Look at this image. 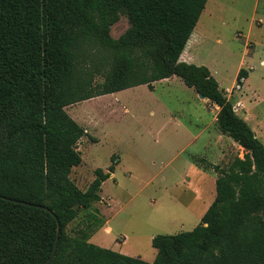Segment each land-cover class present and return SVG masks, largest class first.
<instances>
[{
    "label": "trees",
    "instance_id": "16d2710c",
    "mask_svg": "<svg viewBox=\"0 0 264 264\" xmlns=\"http://www.w3.org/2000/svg\"><path fill=\"white\" fill-rule=\"evenodd\" d=\"M207 3L0 0V197L52 211L0 198V264H46L57 238L49 264H264V144L207 67L180 61ZM122 16L129 28L114 39ZM94 57L103 71L85 66ZM95 74L103 82L94 87ZM172 77L219 108L220 133L244 157L213 167V203L192 231L155 236L153 263L96 246L83 230L69 235L79 209L102 201L110 174L95 170L85 192L71 179L87 133L66 108ZM246 78L241 69L237 82Z\"/></svg>",
    "mask_w": 264,
    "mask_h": 264
},
{
    "label": "rangeland",
    "instance_id": "374dc122",
    "mask_svg": "<svg viewBox=\"0 0 264 264\" xmlns=\"http://www.w3.org/2000/svg\"><path fill=\"white\" fill-rule=\"evenodd\" d=\"M128 28L122 16L111 36L118 39ZM192 40L193 64L207 67L232 103H244L236 114L248 117L251 128L264 119V0H208ZM101 59L85 66L103 71ZM241 69L247 78L239 84ZM102 82L95 74L94 87ZM196 95L178 79L66 108L87 133L78 145L83 162L71 179L85 192L95 170L110 174L102 201L79 209L69 235L83 230L96 246L153 263L155 236L189 232L200 223L216 196L213 167L228 169L245 152L223 137L216 112Z\"/></svg>",
    "mask_w": 264,
    "mask_h": 264
},
{
    "label": "crops",
    "instance_id": "0c3cea01",
    "mask_svg": "<svg viewBox=\"0 0 264 264\" xmlns=\"http://www.w3.org/2000/svg\"><path fill=\"white\" fill-rule=\"evenodd\" d=\"M195 35V30H194V33H193V36ZM201 36V33L198 31V34H197V37L195 38V39H199V37ZM194 39V40H195ZM192 41V43H189L188 45H187V47L185 48V50H184V52L182 53V55H181V57H180V61L181 62H185V63H188V64H193L194 63V56H193V52H192V50H193V46H194V42L195 41ZM197 42V41H196ZM193 44V45H192ZM197 44V43H196ZM192 45V47H190V46ZM262 63H264V61L263 62H261V64ZM194 65H196V64H194ZM199 64H197V66H198ZM264 65V64H263ZM211 72V71H210ZM211 74H212V72H211ZM213 76V75H212ZM214 77V76H213ZM215 78V77H214ZM179 78H177V77H172V78H169V79H165V80H162V81H159V82H156V83H154L153 84V88H155V86H156V84H158V83H167V84H170V83H172V82H175V80H178ZM181 80V79H180ZM182 81V80H181ZM184 84V83H183ZM185 85V84H184ZM196 92V91H195ZM197 94V93H196ZM197 96V98L199 99V100H202V101H204V102H207L209 105H211L209 108H211L212 109V111H214V112H216V114H215V119H214V121L216 122L217 121V114H218V112H219V108L217 107V106H215V105H213L211 102H209L207 99H204V98H200V96L198 97V94L196 95ZM237 103H241V104H243L244 105V103L243 102H237ZM236 103V104H237ZM233 104V106H235L236 104H234V103H232ZM243 109H245V105H244V108ZM249 125H250V123H249V121H248V117H244L243 118ZM252 129H253V131L255 132V134H256V136H257V138L264 144V119H262V118H257V120H256V123L254 124V127H252ZM223 137H224V135H223ZM236 144V143H235ZM242 149V148H241ZM105 183V182H104ZM105 232L107 233V234H109L110 232H111V228L110 227H107L106 229H105Z\"/></svg>",
    "mask_w": 264,
    "mask_h": 264
},
{
    "label": "water",
    "instance_id": "95a60500",
    "mask_svg": "<svg viewBox=\"0 0 264 264\" xmlns=\"http://www.w3.org/2000/svg\"><path fill=\"white\" fill-rule=\"evenodd\" d=\"M200 98H203L202 95H199ZM1 199H4V200H7V201H10V202H13L15 204H20V205H24V206H30V207H34V208H38V209H41V210H44V211H47L49 213H52L51 210H49L48 208L44 207V206H37V205H34V204H29V203H26V202H23V201H17V200H12V199H8L6 197H0ZM56 218V217H55ZM60 233V224L58 222V234ZM58 241H59V238H57L56 240V245H55V248H54V251L50 257V259L46 262V264H49L51 262V260L53 259L54 255H55V252H56V249H57V246H58Z\"/></svg>",
    "mask_w": 264,
    "mask_h": 264
},
{
    "label": "built area",
    "instance_id": "2783aa9c",
    "mask_svg": "<svg viewBox=\"0 0 264 264\" xmlns=\"http://www.w3.org/2000/svg\"><path fill=\"white\" fill-rule=\"evenodd\" d=\"M243 108H244V106L241 103H237L235 106H233L235 113H237L238 111H241Z\"/></svg>",
    "mask_w": 264,
    "mask_h": 264
}]
</instances>
